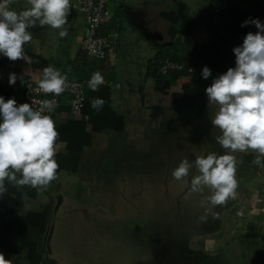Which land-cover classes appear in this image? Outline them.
Returning a JSON list of instances; mask_svg holds the SVG:
<instances>
[{
	"label": "crops",
	"instance_id": "0c3cea01",
	"mask_svg": "<svg viewBox=\"0 0 264 264\" xmlns=\"http://www.w3.org/2000/svg\"><path fill=\"white\" fill-rule=\"evenodd\" d=\"M194 1L114 0L110 7L113 17L100 29L102 34L110 36L112 40L108 54L103 59L80 55V43L86 24L81 12L71 2L66 37L59 36L61 29L37 25L28 29L32 40L24 45L26 59L10 61L0 54V96L6 101L14 98L17 105L23 101L24 82L16 81L15 85H9V74L15 73L17 80L27 77L40 80L42 70L52 66L72 77H78L74 72L81 73L88 89L87 109L91 111L88 117L73 115L67 98L57 103L58 107L52 114L59 132L55 146V159L59 164L57 179L46 190L39 191L38 195H22L23 203L18 207V213L26 216L29 212H37L42 217L39 226L28 228L29 245L20 253H9L0 248L1 254L10 264H68V254L73 251L77 258H82L77 255V251L83 247L87 235L102 230L105 224L112 225L117 208H124L123 215L127 216L125 213L131 209L134 199L142 196L146 198L157 193V189L165 197H170V192L176 194L172 198L174 202L189 197L190 181L192 176L198 174L197 169L193 166L190 170V179L165 180L162 171L170 167L168 164L177 163L178 166L183 159L194 163L197 156L225 154L227 150L215 139L221 132L211 123L217 111L216 106L208 102L202 116L197 117L190 109L171 111L158 108L153 104V95L143 97L141 93L142 86L152 87L155 84L154 78L148 76L147 71L148 62L155 55L157 46L172 42L168 34L170 23L161 16V12L171 10L178 16L193 15L204 6V3L192 5ZM205 5L210 7L204 9H218L226 5V0L222 3L220 0H210ZM28 7L27 0H14L10 5L16 11ZM118 53L125 54L126 64L131 65L133 72L137 73L133 84L128 79L125 84L121 82V72L120 77L113 75ZM95 72H100L104 77V84L98 91L88 87V81ZM94 97L105 101L102 110L96 111L90 107ZM136 105L142 106L145 111L142 122L131 120ZM117 115L122 116V119ZM213 143L216 144L214 150L211 149ZM167 148L171 150L165 156ZM233 155L237 161L236 168L241 166L244 169L242 173L246 181L241 178L237 180L236 199L230 200L225 206H219L218 212L229 210L231 213L232 209H240L248 201L252 205L250 212L255 209L264 215V204L254 206L256 196L264 198L263 168L257 167V177L254 179L248 173V169L256 167L252 160L258 153L236 152ZM151 164L153 182L148 184V181L142 180V175L147 174ZM17 176L19 178V174ZM168 177H172V173ZM138 179L141 184L137 182ZM132 184L137 185V191H133ZM209 193L205 188L203 193L196 195L199 199L196 201L201 202ZM16 199L13 190L0 195V227L11 219L9 210L16 208ZM232 214L233 218L238 215ZM216 216L215 230L218 231L223 216ZM226 232L229 236L230 233ZM244 239V236L237 239L236 247L241 248ZM71 264L79 263L73 261Z\"/></svg>",
	"mask_w": 264,
	"mask_h": 264
},
{
	"label": "clouds",
	"instance_id": "9594fccd",
	"mask_svg": "<svg viewBox=\"0 0 264 264\" xmlns=\"http://www.w3.org/2000/svg\"><path fill=\"white\" fill-rule=\"evenodd\" d=\"M13 3L14 0H0V54L10 61L26 59L24 45L32 40L29 28L47 25L61 29V38L68 35L70 0H27L30 7L21 11L12 10ZM248 24H254L257 31L248 32L242 45L233 48L236 66L213 79L205 89L209 105L217 108L211 119L213 127L221 132L216 142L227 151L222 155L197 156L194 163L183 159L172 172L173 178L181 181L195 166L198 174L191 178L190 191L203 193L205 188L210 191L201 206L213 217L217 215L215 207L225 206L237 196L233 153H258L252 163L264 167L261 159L264 157V24L259 19H249L241 27ZM201 75L208 79L211 70L204 67ZM16 81L17 75L9 74V85H15ZM102 84L104 77L100 72L93 73L88 81L92 91H98ZM38 87L45 94L60 96L69 87L68 76L47 66L42 70ZM104 103L102 98L94 97L90 107L100 111ZM57 107L54 101L44 100L35 109L32 104L17 105L14 98L6 101L0 96V195L7 192L6 181L18 190L30 187L43 191L57 179L59 164L55 146L59 132L52 117L45 114ZM0 264L10 261L0 254Z\"/></svg>",
	"mask_w": 264,
	"mask_h": 264
},
{
	"label": "rangeland",
	"instance_id": "374dc122",
	"mask_svg": "<svg viewBox=\"0 0 264 264\" xmlns=\"http://www.w3.org/2000/svg\"><path fill=\"white\" fill-rule=\"evenodd\" d=\"M113 1L109 3V8ZM209 1L210 0H195L191 4L198 5L199 3H204L202 8H209L210 6L205 5V3H209ZM224 1L225 0H220V3ZM214 3L215 1H213V4ZM197 9L198 8H196V10ZM120 63H123L124 65L121 66ZM115 65L116 67L113 69V75H119L120 77L121 72V82L125 84V80L128 79V82L133 84L136 80L137 73L133 72V67L131 65L126 64L125 54L118 53L115 59ZM184 79L185 78H181L178 87L175 86L173 89H180ZM214 143L211 147L213 150L216 148V144ZM170 150L171 148L166 149L165 156L170 153ZM261 159H263V157H261ZM168 165L170 167L168 168L167 166L166 168H163L162 171L165 180L173 178V176L168 177V175L177 167V163ZM257 167L258 166L254 169L252 167L251 169H248L251 179L257 177ZM260 168H263L262 172L264 173V167ZM152 169L153 167L151 164L147 174L143 173L142 175V180L148 181V184L153 182L151 180L153 178V175L151 174ZM243 170L244 169L241 166H237L236 179L238 180L241 178L245 182L246 180L243 178L242 173ZM184 179L187 180L190 179V177H185ZM137 182L141 184L139 179ZM239 186L242 185L239 184ZM131 187L133 191H137L136 184H132ZM149 187L152 186H148L147 188ZM155 192L157 193L150 194L146 198L142 196L134 199L131 202V209L125 213L127 216L123 215L124 208H117L115 221L111 222L112 225L105 224L102 230L98 229L93 233H89L83 243V247L81 249L79 248V251H77V255L82 258H77L73 251L68 254V264H71L73 261H77L79 264H202L199 256H197L196 259L184 258L187 254L181 252L180 246L182 245L178 242L181 241V239H183V241L186 240L187 242L188 240L191 241L195 235L180 230L185 227L184 225L189 224L188 226H191L193 223L192 221H194L195 218L200 220L208 214L206 213L205 208L201 206V202L196 201L199 200L196 197L199 193L191 192L189 193V197H184L183 199L174 202V199L172 198H174L176 194L173 192H170V197H168V195L165 197L158 191V189ZM248 197L251 198V196ZM253 197L254 194L252 199ZM260 203H262L261 205L264 204V198L256 196L254 206ZM251 206L252 205H249L248 201H246L243 206H238L240 209H232L231 213L229 210H221V212L217 213L218 217L222 218L223 216L222 221H220V227L218 228L220 230L216 231L217 226H215L214 229H216V232L213 231V233L203 235L206 236L205 239L208 240L210 244H216L212 245L213 249L221 245L225 246V248L229 247L227 252L232 258L233 263H235V261L239 262L236 264H263L264 215L257 213V210L255 209L254 211H251V213L249 211ZM216 210L217 207H215L214 211ZM232 213L242 214L235 215L233 218ZM226 231L230 233L229 236ZM187 235L192 236L191 238H186ZM172 236L177 237L178 239L174 238V244L166 246V252L168 254H176V256L171 255L164 259H161L160 257L155 258V253H157L158 256V250L161 249V247L157 249L158 244L162 245V241L170 239ZM241 236L245 237L243 246L241 247L242 249L236 247V240L240 239ZM210 239L212 241H210ZM145 243L147 247L145 246ZM154 246L155 249H153ZM191 246L192 248L194 247L193 245ZM215 249L216 250L214 251L218 250V248ZM178 255L181 257L179 258ZM211 261L213 264H216V261Z\"/></svg>",
	"mask_w": 264,
	"mask_h": 264
},
{
	"label": "trees",
	"instance_id": "16d2710c",
	"mask_svg": "<svg viewBox=\"0 0 264 264\" xmlns=\"http://www.w3.org/2000/svg\"><path fill=\"white\" fill-rule=\"evenodd\" d=\"M161 16L170 23L168 34L172 42L157 46L155 55L149 60L147 75L154 78L155 84L152 87L142 86V96L153 95L155 97L153 104L158 108L171 111L190 109L200 117L208 103L206 87L228 68L236 66L233 48L242 45L243 38L248 32L257 31L254 24L241 27L242 23L249 19H259L264 24V0H226V5L218 9L200 8L189 16H178L170 10L162 11ZM80 55L89 57L83 50ZM167 58L183 63L187 69L192 68V71L161 73L160 65ZM204 67L211 70L208 79L201 75ZM79 73L74 72L78 77L73 78L84 83L86 91L84 112L88 114L91 111L87 109L89 104L87 84ZM181 78H185L181 89H173L180 84ZM26 80L39 82V79L34 77H27L23 82ZM17 81L22 82L21 78ZM144 116L142 106H134L131 120L142 122ZM117 117L122 119V116ZM16 189L11 185L7 187V191L13 190L17 195L16 208L9 210L11 219L0 227V248L9 253H20L29 245L28 228L39 226L42 217L41 213L37 212H29L26 216L18 213V207L23 203L22 195L27 193L35 196L39 191L29 190L27 187Z\"/></svg>",
	"mask_w": 264,
	"mask_h": 264
},
{
	"label": "built area",
	"instance_id": "2783aa9c",
	"mask_svg": "<svg viewBox=\"0 0 264 264\" xmlns=\"http://www.w3.org/2000/svg\"><path fill=\"white\" fill-rule=\"evenodd\" d=\"M111 1L113 0H70L85 20L86 27L80 48L90 57L103 59L108 54V47L111 46L112 40L110 36L102 34L100 29L113 17V13L109 8ZM186 70L191 72L192 68L187 69L183 63L171 58L165 59L160 65V72L163 74L185 72ZM67 76L69 87L60 96L45 94L39 90L38 81L26 80L23 86L22 104L29 103L32 104L33 108L38 109L44 100H52L57 104L61 99L67 98L71 114L88 117V114L84 112L86 104L84 83L70 75ZM53 112H45V114L52 117Z\"/></svg>",
	"mask_w": 264,
	"mask_h": 264
},
{
	"label": "flooded vegetation",
	"instance_id": "af4514ba",
	"mask_svg": "<svg viewBox=\"0 0 264 264\" xmlns=\"http://www.w3.org/2000/svg\"><path fill=\"white\" fill-rule=\"evenodd\" d=\"M219 206H217V210L215 213H217L219 211L218 209ZM217 219L216 217H213L212 215L208 214L206 215V217H203V219H196L194 221H192V225L188 226V225H184L185 227L180 229L183 230L184 232H188L190 234H195L193 239L190 241L188 240V242L186 240L183 241V239H181V241H178L182 246H180V250L183 254H187L184 256V258H194L196 259L197 256L200 257V261L202 264H213V262L211 260L216 261V264H236L239 262L233 263L232 258L229 256L227 250H229L228 248H225V246L221 245V246H217L215 248H218L217 251L215 248L213 249L212 246L209 244L208 240H206V236L203 235H208L210 233H212L213 231H215V220ZM187 226V227H186ZM201 232V233H198ZM192 235H187L186 238H191ZM174 237L172 236L170 239H166L164 241H162V245L158 244L157 249L159 247H161L160 250H158V256L157 253H155V258L160 257L161 259L164 258H168V256H176V254H168L166 252V246L167 245H171L174 244ZM178 239V238H177ZM156 245V244H154ZM193 245L194 247L192 248ZM216 245V244H215ZM238 245V243H237ZM236 245V246H237ZM146 246V243H145ZM147 247V246H146ZM239 247V246H238ZM153 249H155V246L153 247ZM179 250V249H178ZM193 256V257H192ZM178 257L180 258L181 256L178 255ZM153 258V259H155ZM242 262V261H241ZM149 264V263H148ZM263 264H264V258H263Z\"/></svg>",
	"mask_w": 264,
	"mask_h": 264
}]
</instances>
